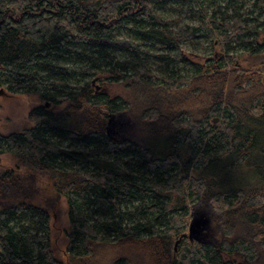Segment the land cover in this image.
I'll return each instance as SVG.
<instances>
[{"label":"trees","instance_id":"trees-1","mask_svg":"<svg viewBox=\"0 0 264 264\" xmlns=\"http://www.w3.org/2000/svg\"><path fill=\"white\" fill-rule=\"evenodd\" d=\"M119 83L158 144L110 137V117L136 109L108 92ZM0 89L42 102L31 126L0 133V155L56 193L41 200L34 177L0 170V264H64L51 244L59 197L70 264H133L103 257L123 247L150 264L264 251V0H0ZM200 203L227 215L219 244L186 235Z\"/></svg>","mask_w":264,"mask_h":264},{"label":"rangeland","instance_id":"rangeland-1","mask_svg":"<svg viewBox=\"0 0 264 264\" xmlns=\"http://www.w3.org/2000/svg\"><path fill=\"white\" fill-rule=\"evenodd\" d=\"M190 27L196 26V22L184 18L179 27H184L188 25ZM179 27H175V31H178ZM127 42H122V45H125ZM202 45L208 47L209 43L201 41ZM184 51L186 54L192 55L194 58L196 57L198 61H203L205 58V53L207 51L204 47H197L193 49L191 46H184ZM182 51V50H181ZM248 56H244L241 58V63L247 66L249 63ZM262 60V59H261ZM260 60V61H261ZM252 63V62H251ZM249 66V65H248ZM101 85V83H99ZM108 92L112 96H120L129 99L134 108V111L131 112L130 115L124 116L125 128H121L116 125L113 127V132H121L126 136L127 139L136 142H143L149 140V142L156 144L159 143V140L156 138L155 131L151 133V127L146 126L141 118L139 117L138 105L141 103L139 95L130 84L119 83L117 85L108 87ZM42 102L33 95L28 94H19V95H8V96H0V133L9 134L13 132H20L25 127L31 126L32 122L30 120L31 112L38 106H41ZM66 105H63L61 109H63ZM52 110L58 111L59 107H53ZM219 122V121H218ZM117 130V131H115ZM156 130V129H154ZM117 136V133L115 134ZM18 162L10 155H0V170H14L16 174L21 177H26V179H30L34 177L37 182V186L42 191L39 196L41 200H44L47 196L55 197V188L54 184L48 176H45L42 173H38L36 171L31 170L28 166H18ZM194 211L201 210L202 213L213 218V226L216 230L220 229L222 225L227 222L225 214H216L212 210L210 211L205 204H196L193 206ZM216 219V220H215ZM216 222V223H215ZM70 228V222L68 218V206L63 197H59L57 204L54 206L51 212V244L52 250L55 256L62 261L64 264H70L67 255V247H68V238L67 231ZM222 229V228H221ZM241 230V229H240ZM188 232V231H187ZM220 233V232H219ZM238 234V233H236ZM188 235V233H186ZM239 235V234H238ZM221 238V235L219 236ZM179 239H174L171 248L177 250V242ZM103 257H123L129 256L132 258L133 264H150V258L146 259V257L141 254L139 251H135L134 249L117 248L111 250H104ZM234 261L237 263L243 262L241 257H235Z\"/></svg>","mask_w":264,"mask_h":264},{"label":"flooded vegetation","instance_id":"flooded-vegetation-1","mask_svg":"<svg viewBox=\"0 0 264 264\" xmlns=\"http://www.w3.org/2000/svg\"><path fill=\"white\" fill-rule=\"evenodd\" d=\"M118 124V126L121 128H125V123H124V118H116L113 120L112 122V125H111V129L109 131V135L112 139L114 140H122V141H126L128 140L126 138V136H124V134H122L121 132H113V127ZM117 131V130H115ZM117 133V136L115 135ZM196 212L195 215L197 216H201L203 218H208L209 220V225L206 226L205 229H203L202 231H200V233L197 235L199 237V241L200 243L202 244H219L220 243V229L216 230L215 227L213 226V216L210 215H206L205 213H202L201 210H197V211H194ZM226 264H264V251L262 252H258V257L255 261L253 262H250L248 260H244L243 262H239V263H231V262H228Z\"/></svg>","mask_w":264,"mask_h":264},{"label":"water","instance_id":"water-1","mask_svg":"<svg viewBox=\"0 0 264 264\" xmlns=\"http://www.w3.org/2000/svg\"><path fill=\"white\" fill-rule=\"evenodd\" d=\"M8 92L5 91L4 89H0V96H8ZM49 106L48 104H46ZM116 119L113 115L110 117L109 124H108V129L110 130V126L112 125L113 120ZM108 130V131H109ZM196 212L192 213V220L190 222L189 226V232H188V238L191 241H199V237L197 236L200 231L206 228L207 225H209V220L208 218H203L201 216L195 215ZM178 244V242H177Z\"/></svg>","mask_w":264,"mask_h":264}]
</instances>
